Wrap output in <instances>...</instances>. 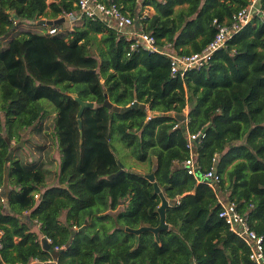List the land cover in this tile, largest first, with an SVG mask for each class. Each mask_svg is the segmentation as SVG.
Returning <instances> with one entry per match:
<instances>
[{"label":"trees","instance_id":"obj_1","mask_svg":"<svg viewBox=\"0 0 264 264\" xmlns=\"http://www.w3.org/2000/svg\"><path fill=\"white\" fill-rule=\"evenodd\" d=\"M103 1L180 55L203 50L216 34L214 19L230 22L250 2ZM183 3L187 9H175ZM149 5L156 13L142 16ZM69 12L80 18L66 31L21 29L37 21L62 28L65 21L39 20ZM129 47L122 33L80 13L77 0H0V186L15 179L5 200L0 193V264H255L219 216L214 189L189 174L184 160L188 133H205L193 147L201 170L216 165L218 190L264 235V16L256 13L208 63L183 76L171 74L169 55H128ZM72 93L96 103L83 113L82 137ZM107 98L140 104L121 112ZM186 108L180 121L175 114ZM21 140L25 146H17ZM115 140L147 162L148 172L123 161ZM53 141L61 152L54 174ZM121 163L124 172L109 179ZM149 173L169 201V228L158 236L120 228L160 225L162 199Z\"/></svg>","mask_w":264,"mask_h":264},{"label":"built area","instance_id":"obj_2","mask_svg":"<svg viewBox=\"0 0 264 264\" xmlns=\"http://www.w3.org/2000/svg\"><path fill=\"white\" fill-rule=\"evenodd\" d=\"M260 0H250L249 4L237 11L230 22H221L214 19L213 25L216 27V34L213 40L201 51L190 54H177L171 49L170 43L159 45L155 35L148 33L141 28L137 31L136 19L115 2H105L103 0H77L80 13L92 18H97L104 22L108 28H112L122 33L130 42L128 55L139 49L150 52L164 53L170 56L171 74L183 76L188 70L201 68L212 59L214 53L225 46L227 41L238 31L248 25L256 13L264 16V8L259 4ZM69 12L65 17H72ZM147 15V14H142ZM60 29L57 27L47 29L49 34H55ZM188 113V112H187ZM150 118V117H149ZM205 133H188V148L190 156L184 160V166L189 174L193 175L198 182L207 183L216 192L218 202L221 205L219 216L225 220L230 229L238 235L249 247L250 258L255 264H264V235L259 234L251 225L248 216L242 213L234 201H230L220 190L218 184L222 180L221 174L217 172L216 165L205 171L201 170L200 164L195 159L193 151L194 141L200 140ZM213 161H217L213 158ZM2 187L0 186V193ZM39 194L36 195L38 197ZM3 200H5L3 198ZM26 213V212H25ZM193 264H200L194 261Z\"/></svg>","mask_w":264,"mask_h":264},{"label":"water","instance_id":"obj_3","mask_svg":"<svg viewBox=\"0 0 264 264\" xmlns=\"http://www.w3.org/2000/svg\"><path fill=\"white\" fill-rule=\"evenodd\" d=\"M65 20H66L65 16H61V17L56 18V19L42 18L39 20V22H40V24H43V25H54V24L61 23ZM72 96L80 103V109L77 113V120L79 122V129H80L81 137H82L83 136V121H82L83 113H84L85 109H87V108H94L96 103H95V101H89V100L82 99L77 93H72ZM139 104L140 103L137 99H135L131 104H128V105H116L113 102H111L108 98L105 100L106 106H108L109 108H112L116 111H121V112L129 110L133 107H137V106H139ZM141 107L145 108V105L142 104ZM175 117L177 119H179L180 121H184L187 119V113H176ZM8 141H9V139H8ZM23 144H24V141L21 140L17 144V146H20ZM124 170H125V167H124L123 163H121V168L117 172L109 175L108 178L109 179L117 178L118 176H120L124 172ZM146 176L150 181L154 182L155 191L157 193H159V195L161 196V199H162V203L159 207L160 218H161L160 225L157 227L143 225V226L136 227V228L121 225L120 228L127 231V232H132V233H136V234L150 230V231H153L156 234V236H158L159 231H161L162 229L169 228V224L166 221V208L169 205V201H168L167 197L165 196V194L162 192L159 183L155 180L154 174L149 173ZM5 195H6V197L8 196V191H5ZM81 230H85V227L84 226L81 227ZM42 242H43L44 247H46V248L50 247L49 240L47 238L44 237L42 239Z\"/></svg>","mask_w":264,"mask_h":264},{"label":"rangeland","instance_id":"obj_4","mask_svg":"<svg viewBox=\"0 0 264 264\" xmlns=\"http://www.w3.org/2000/svg\"><path fill=\"white\" fill-rule=\"evenodd\" d=\"M150 10V8H144V14H147V12ZM73 20L69 19V16L66 17L65 20V24L62 28H59L60 30H64L66 31L67 29L71 28L74 24H73ZM21 29H31L32 31H36V32H46L47 28L40 26L37 22H27L24 25L21 26ZM135 29L138 31V27L135 26ZM48 107H52V104H50L49 102L47 103ZM188 109H185L184 113H187ZM28 134V132L26 133ZM14 143V141H12ZM115 146L117 147V154L120 158L123 159V161H125L132 169L140 171V172H148V163L147 162H141L139 160H137L136 158H134L131 153H130V149L122 142L119 140H115ZM50 148H51V158L53 160V163L51 164V169H52V173L54 174V171H57L60 165V160H61V152H60V148H59V144L58 142H50ZM22 146H25V142ZM27 149V147H25ZM15 179L13 177H9V179H6L5 184L7 185L6 187H2V192L1 193H5V191H7V188H11L14 186V181ZM40 196V195H39ZM38 196V197H39ZM5 199V198H4ZM64 217V214L63 216ZM35 229L39 230L38 225H34L33 226Z\"/></svg>","mask_w":264,"mask_h":264},{"label":"crops","instance_id":"obj_5","mask_svg":"<svg viewBox=\"0 0 264 264\" xmlns=\"http://www.w3.org/2000/svg\"><path fill=\"white\" fill-rule=\"evenodd\" d=\"M51 0H49V2H50ZM188 6H189V4L188 3H183V4H178V5H176L175 6V9L176 10H180V9H187L188 8ZM145 8H150V10L147 12V15H150V16H152L153 14H155L156 13V10H155V8L153 7V6H151V5H149V6H147V7H145ZM143 12H144V9H143ZM80 18V14H77V15H73L72 17H69V19L70 20H73L74 22H73V24L75 23V21L76 20H78ZM7 185L4 183L3 184V187H6ZM8 190H10V188H7ZM4 196H5V199H6V195H5V193H4ZM2 230H0V236L2 235ZM16 240H18V239H16Z\"/></svg>","mask_w":264,"mask_h":264},{"label":"clouds","instance_id":"obj_6","mask_svg":"<svg viewBox=\"0 0 264 264\" xmlns=\"http://www.w3.org/2000/svg\"><path fill=\"white\" fill-rule=\"evenodd\" d=\"M66 18V17H65ZM188 112V111H187ZM5 198V197H4Z\"/></svg>","mask_w":264,"mask_h":264}]
</instances>
